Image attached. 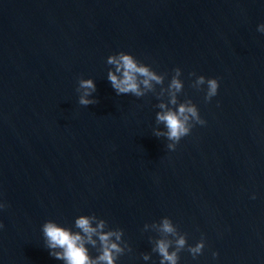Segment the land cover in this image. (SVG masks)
<instances>
[{
	"label": "water",
	"instance_id": "95a60500",
	"mask_svg": "<svg viewBox=\"0 0 264 264\" xmlns=\"http://www.w3.org/2000/svg\"><path fill=\"white\" fill-rule=\"evenodd\" d=\"M261 24L264 0H0V264H65L43 224L78 232L93 214L123 230L132 251L117 264H159L151 224L164 217L188 245L205 241L179 264H264ZM120 52L165 84L118 96L107 59ZM176 68L178 101L206 124L171 151L154 132L167 131L156 115L173 107L161 89ZM198 76L219 82L210 102L207 85L192 87ZM80 79L98 103H78Z\"/></svg>",
	"mask_w": 264,
	"mask_h": 264
},
{
	"label": "clouds",
	"instance_id": "9594fccd",
	"mask_svg": "<svg viewBox=\"0 0 264 264\" xmlns=\"http://www.w3.org/2000/svg\"><path fill=\"white\" fill-rule=\"evenodd\" d=\"M259 32L264 33V24L258 26ZM107 64L114 66V70L108 72V81L116 94L132 95L136 98H142L149 92H155V86L164 85L167 74H158L150 66H147L130 54L120 52L109 56ZM170 81L166 88L161 91H167L169 104L172 108H167L163 103L159 104L160 109L156 115L157 123H163L166 132L156 131L154 134L166 136L171 141L167 148L171 151L176 149L181 139L190 135L195 125H205L206 121L200 116L197 106L190 100L178 101V96L183 92L184 84L180 79L181 69L173 70ZM195 76V73H190ZM207 85L205 102H210L218 93L219 82L217 79H206L204 76H198L192 84L197 90H203L202 86ZM76 91L79 93L78 103L81 106L88 107L98 101L93 97L96 92V85L92 79H80ZM255 199V197H253ZM6 205L0 204V209ZM95 224V226H93ZM149 224H145L144 231H147ZM4 225L0 223V229ZM151 227L158 234V239H150L153 244L152 253L160 257L159 264H179L180 253L187 250L195 259L202 254L205 247V241L201 240L195 245L190 246L187 243V234L181 233L172 220L164 217L159 223H152ZM75 228L78 232L58 226L57 223L48 221L43 224L42 232L45 237L46 247L49 254L57 260H62L65 264H117L118 259L131 252L132 249L123 240V230L111 229L107 221L97 218L93 215H81L75 220ZM95 237V238H94ZM95 249L97 255H90L89 247ZM218 253H213L215 258ZM143 260L150 258L149 254H143Z\"/></svg>",
	"mask_w": 264,
	"mask_h": 264
}]
</instances>
